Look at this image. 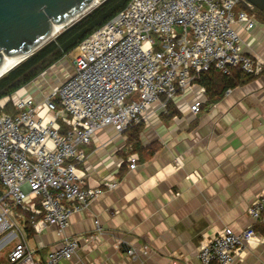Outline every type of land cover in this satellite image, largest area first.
<instances>
[{
	"label": "built area",
	"instance_id": "2783aa9c",
	"mask_svg": "<svg viewBox=\"0 0 264 264\" xmlns=\"http://www.w3.org/2000/svg\"><path fill=\"white\" fill-rule=\"evenodd\" d=\"M240 1L252 7L245 0H130L64 57L71 56L72 64L62 81L47 82L45 70L0 100V235L4 246L11 245L7 264H60L104 231L96 219L91 236L63 235L39 260L28 244L29 228L42 234L54 226L64 233L71 216L102 194L99 185L86 184L80 168L83 146L97 131L113 126L123 134L142 123L155 103L153 112L166 113L167 102L192 90L211 67L224 74L234 67L254 76L264 72V60L243 51L238 28L252 30L257 20L246 8L236 16ZM135 93L138 99H130ZM202 96L191 105L195 113ZM9 101L15 113L3 111ZM129 159L134 168L138 155ZM263 212L264 186L248 207L251 225L203 235L199 264H233L248 245L264 243L254 227L264 222Z\"/></svg>",
	"mask_w": 264,
	"mask_h": 264
},
{
	"label": "crops",
	"instance_id": "0c3cea01",
	"mask_svg": "<svg viewBox=\"0 0 264 264\" xmlns=\"http://www.w3.org/2000/svg\"><path fill=\"white\" fill-rule=\"evenodd\" d=\"M256 20L252 30L238 32L243 51L264 60V23ZM203 91L193 83L171 100L170 112H153V104L139 134L141 152L130 153L126 132L97 131L83 146L80 168L86 184L103 192L71 216L64 233L51 226L28 237L36 240L39 258L63 235L91 236L98 219L104 231L60 264H199L204 234L224 227L240 232L253 223L247 210L264 186V72L195 113L191 105ZM200 99L206 101L205 91ZM132 153L138 155L134 168ZM112 181L117 185L107 187ZM253 245L233 264H264V243Z\"/></svg>",
	"mask_w": 264,
	"mask_h": 264
},
{
	"label": "trees",
	"instance_id": "16d2710c",
	"mask_svg": "<svg viewBox=\"0 0 264 264\" xmlns=\"http://www.w3.org/2000/svg\"><path fill=\"white\" fill-rule=\"evenodd\" d=\"M130 0H102L97 6L86 13L84 16L65 27L52 40L36 50L32 55L23 60L21 63L12 68L9 72L0 77V100L4 97L11 96L21 87L35 80L41 73L50 66L67 56L76 46L88 35L105 24L119 11L124 9ZM243 6V7H242ZM246 8L245 4L240 9ZM249 12L264 14V11L252 6ZM264 23V17H260ZM254 75L247 74L240 67L232 68L230 74H224L221 71L211 67L209 70L200 73L195 81L200 84L206 96V101L201 104H211L219 101L225 92L238 85H243L251 80ZM173 102H167V112L173 108ZM3 111L15 113L12 102H8ZM175 113V112H173ZM172 115V112L171 114ZM143 128V122L129 127L126 131L132 151L141 152V144L138 141L139 134ZM264 216V212H263ZM255 230L264 235V222H259ZM29 236L33 231L28 229Z\"/></svg>",
	"mask_w": 264,
	"mask_h": 264
},
{
	"label": "water",
	"instance_id": "95a60500",
	"mask_svg": "<svg viewBox=\"0 0 264 264\" xmlns=\"http://www.w3.org/2000/svg\"><path fill=\"white\" fill-rule=\"evenodd\" d=\"M101 1L0 0V66L19 56L25 60L59 33L58 26L63 30ZM245 1L264 11V0Z\"/></svg>",
	"mask_w": 264,
	"mask_h": 264
},
{
	"label": "rangeland",
	"instance_id": "374dc122",
	"mask_svg": "<svg viewBox=\"0 0 264 264\" xmlns=\"http://www.w3.org/2000/svg\"><path fill=\"white\" fill-rule=\"evenodd\" d=\"M245 4L244 1H240V3H238L233 11L237 16V13L240 10L241 5ZM243 7V6H242ZM249 11V9H247ZM254 15L257 19H259L260 17H264V14H261L259 12H257L256 10H254ZM252 12H250L251 14ZM71 64H72V58L71 56H68L67 58L62 59L61 61L56 62L55 64H53L50 68L47 69V73L45 75L47 82H51V83H59L60 81H62V78L65 74V72L67 70L71 69ZM48 86L50 84H47ZM48 89H50V87H47ZM130 99H138V94L135 93L131 96ZM129 100V99H128ZM3 236L0 235V264H7V255L8 252L10 251L11 245H5L4 246V242H2ZM1 243H3L1 245ZM28 244L31 248L36 249L37 244H36V240L34 238H29L28 239ZM44 250V249H43ZM41 251V254L44 253V251ZM45 254V253H44ZM35 259H40L39 258V254H37V252L35 253Z\"/></svg>",
	"mask_w": 264,
	"mask_h": 264
},
{
	"label": "bare ground",
	"instance_id": "6f19581e",
	"mask_svg": "<svg viewBox=\"0 0 264 264\" xmlns=\"http://www.w3.org/2000/svg\"><path fill=\"white\" fill-rule=\"evenodd\" d=\"M64 25H60L57 27V31L56 34L58 32H60L62 30ZM24 56H19L16 57L14 60H12L9 64H7L6 66H0V77L3 76L4 74H6L7 72H9L12 68H14L16 65L19 64V62L21 63V61L23 60Z\"/></svg>",
	"mask_w": 264,
	"mask_h": 264
}]
</instances>
